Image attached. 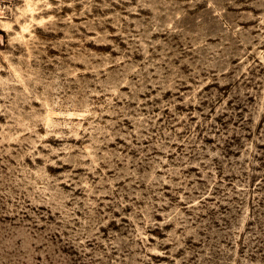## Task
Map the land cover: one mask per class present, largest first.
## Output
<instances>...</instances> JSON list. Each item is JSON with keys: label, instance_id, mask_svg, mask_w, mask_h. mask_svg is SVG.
I'll list each match as a JSON object with an SVG mask.
<instances>
[{"label": "rangeland", "instance_id": "374dc122", "mask_svg": "<svg viewBox=\"0 0 264 264\" xmlns=\"http://www.w3.org/2000/svg\"><path fill=\"white\" fill-rule=\"evenodd\" d=\"M0 264H264V0H0Z\"/></svg>", "mask_w": 264, "mask_h": 264}]
</instances>
